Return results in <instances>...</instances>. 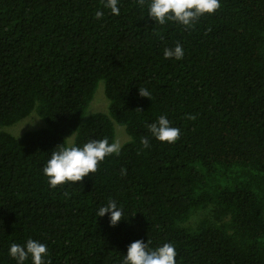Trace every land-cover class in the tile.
Masks as SVG:
<instances>
[{
	"label": "trees",
	"instance_id": "16d2710c",
	"mask_svg": "<svg viewBox=\"0 0 264 264\" xmlns=\"http://www.w3.org/2000/svg\"><path fill=\"white\" fill-rule=\"evenodd\" d=\"M220 3L185 28L156 24L150 0H119L118 16L106 0H0V264L28 239L51 264H123L135 240L172 244L176 264H264V0ZM178 43L184 57L166 59ZM101 80L108 112L84 120ZM34 110L44 126L5 129ZM162 115L176 143L148 130ZM114 122L120 154L51 187L52 152L111 144ZM112 200L116 226L97 215Z\"/></svg>",
	"mask_w": 264,
	"mask_h": 264
},
{
	"label": "clouds",
	"instance_id": "9594fccd",
	"mask_svg": "<svg viewBox=\"0 0 264 264\" xmlns=\"http://www.w3.org/2000/svg\"><path fill=\"white\" fill-rule=\"evenodd\" d=\"M143 6L145 0H138ZM119 0H106L105 7L111 10L114 15H120L118 7ZM221 7L220 0H150L148 15L156 24L164 25L169 21L183 25L185 28H192L200 17L205 14H214ZM103 12H97L96 17L101 18ZM184 49L179 43L174 48H165L166 59L175 58L181 60L184 57ZM141 97L151 98L147 88H139ZM193 115L189 119H195ZM151 134L161 142L173 144L180 137L181 132L177 127H172L166 116H160L156 123L148 126ZM145 148L149 147L147 137L141 138ZM119 142L109 143L107 138L93 139L79 146H61L58 151L51 154L43 169L51 187L76 182L83 183L84 178L99 171V165L107 156L119 155L121 151ZM97 215L103 217L109 215L110 226H116L125 219L124 210L118 207L115 200L110 201L106 206L100 207ZM150 241L135 240L128 246L127 255L124 256L123 264H176L177 252L170 243L151 249ZM9 255L17 261V264H24L31 257L33 264H51L45 260L49 255L47 245L34 239H28L25 245L12 243Z\"/></svg>",
	"mask_w": 264,
	"mask_h": 264
},
{
	"label": "rangeland",
	"instance_id": "374dc122",
	"mask_svg": "<svg viewBox=\"0 0 264 264\" xmlns=\"http://www.w3.org/2000/svg\"><path fill=\"white\" fill-rule=\"evenodd\" d=\"M109 99L107 98L104 91V82L101 80L98 84L97 90L93 96V99L89 103V106L86 110L85 119L96 111L108 112ZM45 125L44 120L40 117L36 110L31 112L27 117L19 120L11 126H7L5 129L10 131L15 136L19 137L24 131L28 129L38 128ZM115 127V142H119L123 145L126 141L130 139V136L127 134L125 127L121 124L114 122Z\"/></svg>",
	"mask_w": 264,
	"mask_h": 264
}]
</instances>
